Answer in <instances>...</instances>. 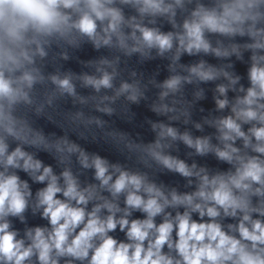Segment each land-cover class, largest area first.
Segmentation results:
<instances>
[{"label": "clouds", "instance_id": "1", "mask_svg": "<svg viewBox=\"0 0 264 264\" xmlns=\"http://www.w3.org/2000/svg\"><path fill=\"white\" fill-rule=\"evenodd\" d=\"M0 264H264V0H0Z\"/></svg>", "mask_w": 264, "mask_h": 264}]
</instances>
